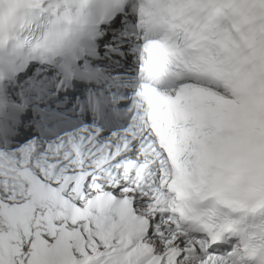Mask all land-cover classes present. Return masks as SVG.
<instances>
[{
	"label": "snow or ice",
	"instance_id": "snow-or-ice-1",
	"mask_svg": "<svg viewBox=\"0 0 264 264\" xmlns=\"http://www.w3.org/2000/svg\"><path fill=\"white\" fill-rule=\"evenodd\" d=\"M0 264H264V0H0Z\"/></svg>",
	"mask_w": 264,
	"mask_h": 264
}]
</instances>
